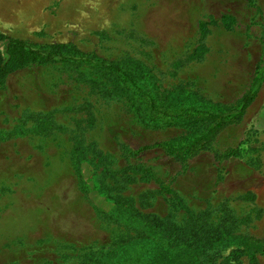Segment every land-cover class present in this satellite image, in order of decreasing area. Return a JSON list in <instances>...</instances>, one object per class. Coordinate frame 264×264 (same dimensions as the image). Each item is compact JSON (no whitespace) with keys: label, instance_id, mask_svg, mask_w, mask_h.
Returning <instances> with one entry per match:
<instances>
[{"label":"rangeland","instance_id":"rangeland-1","mask_svg":"<svg viewBox=\"0 0 264 264\" xmlns=\"http://www.w3.org/2000/svg\"><path fill=\"white\" fill-rule=\"evenodd\" d=\"M0 35L33 47L68 45L115 64L164 105L188 95L230 109L263 73L239 119L182 162L160 149L135 157L121 151L193 130L142 126L129 86L114 74L69 63L6 74L0 264H87L105 248L113 250L111 262L144 264L154 250L145 237L168 235L169 227L211 244L215 263L253 257L264 264V203L251 194L264 168L257 176L240 159L223 157L249 139L264 164V0H0ZM230 236L263 249L242 254Z\"/></svg>","mask_w":264,"mask_h":264},{"label":"trees","instance_id":"trees-1","mask_svg":"<svg viewBox=\"0 0 264 264\" xmlns=\"http://www.w3.org/2000/svg\"><path fill=\"white\" fill-rule=\"evenodd\" d=\"M223 21V20H221ZM202 31V26L200 27ZM53 63H69L72 65L86 66L89 68L103 69L125 82L131 91L130 107L137 121L149 129H160L180 126L192 129V133L181 139H172L166 142L153 143L138 149L124 147L122 152L129 157H135L139 153L151 149H160L165 155L175 161H185L205 149L210 140L218 131L236 121L244 110L253 101L259 85L263 79V73L256 75L251 80L247 90L237 100L236 105L230 109H221L215 105H202L195 101L191 96H182L181 100L173 101L171 104L164 105L157 102L148 90L143 89L135 81L132 74L124 72L121 67L103 62L99 59L80 54L73 51L68 45H54L46 47H33L16 39H11L0 35V84L4 76L14 70L24 68L28 65H47ZM264 67V65H263ZM249 139H245L240 144L242 148H236L223 154L224 158H238L243 164L253 171L262 175L263 163L259 155V149L248 145ZM247 154H250L249 156ZM155 181V180H154ZM160 191L165 194H172L165 186H159ZM180 210L184 211L187 219L192 220L181 204H175ZM146 224V222L144 223ZM147 226H150L147 224ZM175 228L169 227L165 232L152 234L145 239L154 243V250H151V257L147 258L144 264H223L221 260L214 261L213 253L208 252L211 248L209 243L205 245L200 242L201 238L191 241L182 238L173 232ZM164 232V233H165ZM230 241L240 249V253L253 255L263 249L259 241L243 237L230 236ZM131 242V241H130ZM129 242V243H130ZM114 248V246H113ZM111 249V250H110ZM112 248L101 249L91 255L87 264H116L118 260L114 257ZM141 264L142 261H141ZM249 264H254V258L249 257Z\"/></svg>","mask_w":264,"mask_h":264},{"label":"crops","instance_id":"crops-1","mask_svg":"<svg viewBox=\"0 0 264 264\" xmlns=\"http://www.w3.org/2000/svg\"><path fill=\"white\" fill-rule=\"evenodd\" d=\"M263 168H264V166H263ZM252 172L254 174H256L257 176H259V174L257 172H255L253 170H252ZM260 177H261L260 179L263 181V184H261L258 187H253V186L251 187V189H252L251 194H252L253 198H255V200L257 199L258 204L260 203V201H263V203H264V199H263L264 198V195H263L264 194V176H260Z\"/></svg>","mask_w":264,"mask_h":264}]
</instances>
